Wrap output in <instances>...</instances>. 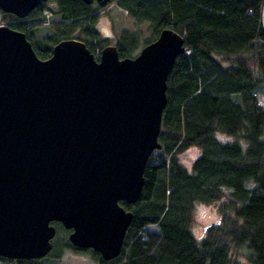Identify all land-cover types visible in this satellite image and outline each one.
<instances>
[{"label":"trees","instance_id":"16d2710c","mask_svg":"<svg viewBox=\"0 0 264 264\" xmlns=\"http://www.w3.org/2000/svg\"><path fill=\"white\" fill-rule=\"evenodd\" d=\"M106 6L120 57L135 56L165 27L183 36L184 51L166 79L161 146L145 164L140 197L120 200L133 213L120 254L106 260L74 246L58 221H52L50 252L60 240L98 264H264V0H110ZM103 8L96 1L46 0L26 17L1 10L0 16L25 33L40 58L69 37L98 58L110 44L95 27ZM46 9L56 18L33 40ZM217 131L233 138L221 139ZM192 146L199 153L188 167L180 155ZM225 188L231 190L222 215L195 236V203L221 200ZM237 249L247 250L249 262L237 258ZM50 252L16 260L35 264Z\"/></svg>","mask_w":264,"mask_h":264},{"label":"water","instance_id":"95a60500","mask_svg":"<svg viewBox=\"0 0 264 264\" xmlns=\"http://www.w3.org/2000/svg\"><path fill=\"white\" fill-rule=\"evenodd\" d=\"M46 0H0L23 18ZM96 1L104 7L110 0ZM184 38L165 27L133 57L69 37L40 58L0 24V256L47 255L60 222L76 247L120 254L143 170L159 149L166 79Z\"/></svg>","mask_w":264,"mask_h":264},{"label":"rangeland","instance_id":"374dc122","mask_svg":"<svg viewBox=\"0 0 264 264\" xmlns=\"http://www.w3.org/2000/svg\"><path fill=\"white\" fill-rule=\"evenodd\" d=\"M47 21L41 22L39 24L38 33L33 34V40L40 39L50 31V23L56 17L52 14L49 9H46L45 12ZM5 20L1 19L0 24L5 23ZM95 27L99 32L100 37L108 39L110 44L114 41V35L111 29V23L108 15L105 11H101L95 21ZM224 63L228 61L224 57L219 56ZM217 135L221 139H232L233 136L217 131ZM199 153V149L196 146H192L180 155L181 161L190 166L191 159L194 158ZM230 188H225V195L223 199L213 201V202H196L194 206V215L191 223V229L195 236L201 237L206 229L208 223L214 222L220 218L222 211L220 206L223 202L229 197ZM68 238V233H67ZM54 237L52 239V242ZM237 258L243 262H249L248 252L246 249H237L235 251ZM50 257L40 259L35 262V264H98V262L92 257V255L87 251H79L72 249L70 247L63 246L60 240H56L53 250L50 252Z\"/></svg>","mask_w":264,"mask_h":264},{"label":"built area","instance_id":"2783aa9c","mask_svg":"<svg viewBox=\"0 0 264 264\" xmlns=\"http://www.w3.org/2000/svg\"><path fill=\"white\" fill-rule=\"evenodd\" d=\"M98 51V49H96V52ZM0 264H21L19 263L15 258H11V257H3L0 258Z\"/></svg>","mask_w":264,"mask_h":264},{"label":"flooded vegetation","instance_id":"af4514ba","mask_svg":"<svg viewBox=\"0 0 264 264\" xmlns=\"http://www.w3.org/2000/svg\"><path fill=\"white\" fill-rule=\"evenodd\" d=\"M70 231V230H69Z\"/></svg>","mask_w":264,"mask_h":264}]
</instances>
